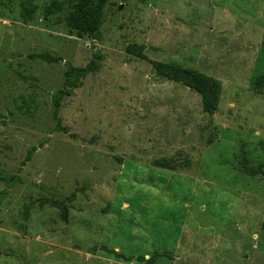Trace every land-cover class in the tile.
<instances>
[{
	"label": "rangeland",
	"instance_id": "374dc122",
	"mask_svg": "<svg viewBox=\"0 0 264 264\" xmlns=\"http://www.w3.org/2000/svg\"><path fill=\"white\" fill-rule=\"evenodd\" d=\"M74 3L0 0V264H264V0H109L82 38ZM131 43L221 80L218 111Z\"/></svg>",
	"mask_w": 264,
	"mask_h": 264
},
{
	"label": "trees",
	"instance_id": "16d2710c",
	"mask_svg": "<svg viewBox=\"0 0 264 264\" xmlns=\"http://www.w3.org/2000/svg\"><path fill=\"white\" fill-rule=\"evenodd\" d=\"M72 1L75 2L73 5V9L66 17V22L68 23L70 28L80 38L84 37L85 35L96 36L103 25L104 9L109 0ZM59 8H61V5L55 1L48 8L47 13L52 14ZM32 12V9L24 10L23 17L25 22L31 19ZM146 48L147 46L145 44L131 43L126 46V52L128 54L149 61L158 76L164 77L174 82H180L190 89L196 91L201 96L202 107L206 113L213 115L218 111L222 96L221 80L213 78L212 76L201 72H191L187 69L177 66L174 63L150 59L145 53ZM42 58L49 62H59L62 60L61 57H53L50 54H43ZM65 63L68 65V69L65 73L66 79H69L72 75H75L76 77H83L99 68V64L95 62H91L86 67L81 68L73 67L68 61H65ZM62 96L63 90H60L53 94V100L55 102L54 116L58 121V115L60 111L59 101ZM57 129H60V124L57 125ZM36 150L37 147L32 146L27 152L25 161L30 160ZM159 161L162 162L164 166L169 165V162L165 159H160ZM252 170L254 171V174L264 175V164L254 166L252 167ZM244 171L246 172V169H244ZM2 194L3 192H0V199L2 198ZM74 199L75 193H73L72 196L68 197L66 200H45L42 202V205L44 203H49L52 206L58 208L61 218L63 220H68L70 207L69 204ZM93 251H96V249L94 248ZM132 258V256L128 257V260ZM153 259L154 257L148 260L143 256L138 257L139 261L147 262V264L152 263Z\"/></svg>",
	"mask_w": 264,
	"mask_h": 264
}]
</instances>
